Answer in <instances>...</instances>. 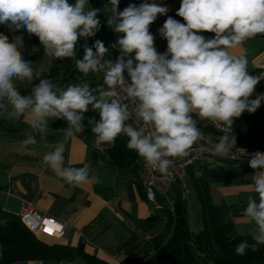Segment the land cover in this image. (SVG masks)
<instances>
[{
  "label": "clouds",
  "instance_id": "clouds-1",
  "mask_svg": "<svg viewBox=\"0 0 264 264\" xmlns=\"http://www.w3.org/2000/svg\"><path fill=\"white\" fill-rule=\"evenodd\" d=\"M101 12L106 26L118 34L111 47L99 39L87 44L100 31ZM167 12L155 0L122 11L119 0H109L102 9L91 7L89 0H0V25L21 33L10 39L0 32V118H23L42 135L50 121H64L62 140L49 146L42 163L70 186L98 179L88 163L65 166V142L83 133L86 123L97 145L127 137L126 147L162 180L198 142L211 144L205 150L213 157L237 160V153L249 155L236 146L232 129L236 118L245 111L254 113L264 101V94H255L262 78L251 74L247 56L234 50L264 35V0H181L176 15L183 23L168 16L158 29L167 41L166 51L159 53L149 28ZM23 31L38 38L44 56L73 61L77 80L94 75L101 83L63 84L45 77L24 58ZM204 32L214 35L207 38ZM81 39L85 44L78 58ZM111 49L118 51L115 59ZM90 112L95 115L88 116ZM200 121L210 122L220 133L214 144L212 134L206 138L198 126ZM33 140L29 135L23 144L27 147ZM250 156L254 195L247 197L242 214L253 227L241 231L251 239L236 246L241 257L264 245V152Z\"/></svg>",
  "mask_w": 264,
  "mask_h": 264
},
{
  "label": "crops",
  "instance_id": "crops-1",
  "mask_svg": "<svg viewBox=\"0 0 264 264\" xmlns=\"http://www.w3.org/2000/svg\"><path fill=\"white\" fill-rule=\"evenodd\" d=\"M155 2L168 9L167 14L158 15L149 28L155 36L157 51L164 53L167 41L161 38L158 29L168 16L183 23L182 18L176 15L181 0ZM9 32L4 25V34L8 35ZM11 33L12 36L21 34ZM24 33L26 35L27 32ZM201 34L207 38L214 35L208 32ZM33 47L36 46L32 36L27 33L24 36L26 60L35 54ZM234 53L247 56L250 73L264 71V39H249ZM21 91L26 92V89L21 88ZM51 125L52 121L48 132L42 135L33 132L23 118H0V210L18 216L23 204L32 205L38 213L65 226L64 235L50 240V244L69 248L82 244L86 254L107 264H118L120 258L138 261L153 253L155 245L166 242L169 234L164 213L151 209L132 175L110 165L105 152L111 145H97L84 132L65 142V166L81 167L84 163L90 164L92 174L98 177L94 183L70 186L42 163L43 155L50 150L49 146H55L63 136V129L55 130ZM198 126L203 132L213 128L208 121H200ZM29 135L34 140L25 147L23 141ZM244 169L248 171L245 177L210 185L213 203L221 208L224 218L233 223L235 231L240 235L242 230L246 232L253 227L242 213L247 197L254 195L250 187L254 170L249 165ZM213 192L219 202L214 199ZM154 217L156 220H151ZM188 229L192 233L200 230ZM13 264L86 263L76 256L70 261L49 259Z\"/></svg>",
  "mask_w": 264,
  "mask_h": 264
},
{
  "label": "trees",
  "instance_id": "trees-1",
  "mask_svg": "<svg viewBox=\"0 0 264 264\" xmlns=\"http://www.w3.org/2000/svg\"><path fill=\"white\" fill-rule=\"evenodd\" d=\"M142 0H119V10H123L130 4L139 5ZM0 32L4 33V25H0ZM101 32V31H100ZM104 39L106 47L113 44L112 38ZM254 38L264 39V35H257ZM39 52L30 58L32 60L43 57V48L40 46L37 37L32 36ZM108 41V42H107ZM83 39L77 42L76 48L78 58L83 56ZM118 55L116 49H111V57L115 59ZM251 74L260 76L262 80L256 86L255 94H262L264 90V71L253 72ZM45 77L51 76L54 80H59L63 84L68 82H89L92 86L97 84L90 77L79 75L74 67V62L69 61L64 68H54L48 72H43ZM255 98V95L253 96ZM88 116L95 115L88 113ZM264 106L261 102L260 107L254 112L245 111L241 117L236 118L233 124V133L236 137V146L254 151L264 152ZM52 128L55 130L64 129L66 123L61 120L52 121ZM216 141L220 135L214 128H207L204 132ZM84 134L94 139L90 131V126L85 127ZM127 137L119 136L115 143L105 152L107 159L113 167L129 173L136 179L139 168V158L134 151L127 147ZM225 162L219 166L210 168L200 164L192 165L187 171L188 186L195 192L200 206L201 228L197 233H192L186 226V209L177 199L174 202L173 212L163 209L165 215L166 228L169 234L166 242L154 246L153 253L145 255L142 259L134 261L126 259V264H202L195 259H199L206 264H264V245L258 246L255 252L247 251L244 257L236 254L235 248L241 239H251L241 236L235 231L233 223L225 219L221 208L214 204L210 194L211 184H220L240 178L243 169L248 163H243L242 170L239 167L227 168ZM236 163V162H235ZM240 163V162H239ZM197 172L200 174L197 175ZM142 191V188L139 186ZM143 193V191H142ZM144 196V194H143ZM151 220H156L152 218ZM50 240L30 233L21 223L17 215H13L0 210V264H13L26 261L43 260H67L70 261L79 256L86 264H107L83 251L82 244L76 248H69L60 245L50 244Z\"/></svg>",
  "mask_w": 264,
  "mask_h": 264
},
{
  "label": "built area",
  "instance_id": "built-area-1",
  "mask_svg": "<svg viewBox=\"0 0 264 264\" xmlns=\"http://www.w3.org/2000/svg\"><path fill=\"white\" fill-rule=\"evenodd\" d=\"M205 136L206 138L208 137L207 134H205ZM215 142L216 141L212 138V143L214 144ZM210 147L211 144L198 142V144L193 147L189 157L177 159L174 162L170 169L171 176L164 180L160 179L158 173H154L144 166L142 161L139 159L137 182L142 188L146 202L153 211L160 212L164 209L159 203V197H161L166 200L168 210L171 213L173 212L174 201L170 200L167 196V192L172 185L179 187L182 197L186 198L189 196L187 171L192 165L200 164L213 168L219 166L223 162L248 163V160L251 158L250 154L256 152L254 150L243 148L249 155L237 153L239 158L237 160H230L211 156L210 153L205 150ZM233 151L236 150L234 149ZM18 218L26 229L33 235L41 236L48 240L60 238L64 235L65 226L63 224L53 218L38 213L30 204L25 203L22 205ZM45 229H48L49 231H45ZM118 264H126V259H118Z\"/></svg>",
  "mask_w": 264,
  "mask_h": 264
},
{
  "label": "rangeland",
  "instance_id": "rangeland-1",
  "mask_svg": "<svg viewBox=\"0 0 264 264\" xmlns=\"http://www.w3.org/2000/svg\"><path fill=\"white\" fill-rule=\"evenodd\" d=\"M71 2H74V0H71ZM89 3L91 7L93 8H104L105 5L109 4V0H89ZM98 18L101 21V28L100 31L103 33V37L108 40V36L112 38L113 44L117 40L118 34L113 32L110 28H108L105 24V16L103 12H101L98 16ZM9 29V28H8ZM10 31V30H9ZM98 32L96 36L91 37L87 40L88 46H92L95 40L99 39L102 42H104V39L101 36V32ZM9 38L11 39L12 33L11 31L8 33ZM23 36H27V33L23 34ZM108 42V41H107ZM33 66L38 70L43 72H48L54 68H64L70 60H52L51 58H48L43 55L41 59L32 60ZM96 84L101 83V80L98 76L91 75L90 76ZM264 126V123H263ZM225 167L227 168H234L236 165L239 167L240 171L243 169V163L239 162H225ZM250 168V167H249ZM250 170V169H249ZM248 174L247 169H243L242 177H245ZM188 181V179H187ZM167 196L171 200L178 199L180 204L186 208L185 213V221L187 228H194L199 229L201 228V218H200V206L198 204L197 196L195 192L189 187V196L188 197H182L181 192L179 190V187L174 185L170 190L167 192ZM213 197L216 201H220L216 195V193L213 192ZM159 203L162 205L164 209H168V204L164 198L159 197ZM197 262H200L202 264H206V262H203L199 259H195Z\"/></svg>",
  "mask_w": 264,
  "mask_h": 264
},
{
  "label": "bare ground",
  "instance_id": "bare-ground-1",
  "mask_svg": "<svg viewBox=\"0 0 264 264\" xmlns=\"http://www.w3.org/2000/svg\"><path fill=\"white\" fill-rule=\"evenodd\" d=\"M263 94H264V91H263ZM262 103H263V106H264V101H262ZM264 123V122H263Z\"/></svg>",
  "mask_w": 264,
  "mask_h": 264
},
{
  "label": "snow or ice",
  "instance_id": "snow-or-ice-1",
  "mask_svg": "<svg viewBox=\"0 0 264 264\" xmlns=\"http://www.w3.org/2000/svg\"><path fill=\"white\" fill-rule=\"evenodd\" d=\"M45 231H49L48 229H45Z\"/></svg>",
  "mask_w": 264,
  "mask_h": 264
},
{
  "label": "water",
  "instance_id": "water-1",
  "mask_svg": "<svg viewBox=\"0 0 264 264\" xmlns=\"http://www.w3.org/2000/svg\"><path fill=\"white\" fill-rule=\"evenodd\" d=\"M264 91V90H263ZM262 94H263V92H262Z\"/></svg>",
  "mask_w": 264,
  "mask_h": 264
}]
</instances>
